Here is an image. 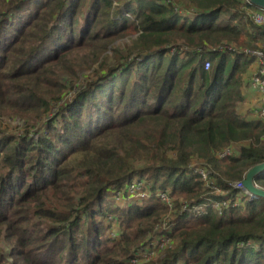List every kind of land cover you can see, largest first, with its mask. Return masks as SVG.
<instances>
[{"label": "trees", "instance_id": "trees-1", "mask_svg": "<svg viewBox=\"0 0 264 264\" xmlns=\"http://www.w3.org/2000/svg\"><path fill=\"white\" fill-rule=\"evenodd\" d=\"M242 7L0 0V264H134L146 247L142 264H264V198L233 186L264 162V122L236 110L241 51H264ZM137 181L148 196L116 205Z\"/></svg>", "mask_w": 264, "mask_h": 264}, {"label": "built area", "instance_id": "built-area-1", "mask_svg": "<svg viewBox=\"0 0 264 264\" xmlns=\"http://www.w3.org/2000/svg\"><path fill=\"white\" fill-rule=\"evenodd\" d=\"M242 2L245 5H248L249 7H242L241 9L244 10V15L251 20L254 24L258 25V26H264V8H256L254 6H252L248 0H242ZM228 51H232V52H239L238 50H236L235 48H231V47H226L225 48ZM212 51H218L219 49L217 48H213L211 49ZM243 54L245 55H249L250 57H252L253 59L256 60V62L258 63V70L257 72L252 76V82L253 85L255 86V88L257 89L258 92L261 93L263 99H262V105L260 107V109L257 111V116L260 120H262L264 122V51L263 50H244L241 51ZM210 67L209 62H207L205 64V68L208 69ZM231 154V150L229 148L223 150L221 153H219V157H224L227 155ZM196 166V170L202 175L203 179L206 181V186H210V183L208 181V174L210 173V171L200 168L197 165H193ZM134 183H132L130 185L131 190L130 191H135L134 187H133ZM254 185L260 187L257 183L254 182ZM233 186L237 189L242 190L246 195H248L250 198H254L252 194H250L245 187L243 186V180L239 181V182H235L233 184ZM261 188V187H260ZM137 194L141 193V197L143 198L145 196V192L141 191L139 188V185L137 187ZM218 192V191H217ZM162 199L163 200H168V198L165 195H162ZM215 207H217L218 209H221L220 206H218L219 204L217 202L214 203ZM224 205V204H222ZM183 209H189L190 211H197L199 213L202 212V208L200 206H194L192 208H188L187 205L184 206ZM163 240V239H161ZM157 243H155L154 245H156ZM164 247H169L170 244L168 241H164ZM149 247H146L145 249L147 250ZM143 251V252H146ZM138 253L141 254L142 253ZM148 252H150L151 254L153 253V249L149 248ZM146 258V257H145Z\"/></svg>", "mask_w": 264, "mask_h": 264}, {"label": "crops", "instance_id": "crops-1", "mask_svg": "<svg viewBox=\"0 0 264 264\" xmlns=\"http://www.w3.org/2000/svg\"><path fill=\"white\" fill-rule=\"evenodd\" d=\"M258 68V63L255 59L249 66L248 70L243 76V83L241 85V93L243 96L242 102L237 107V113L240 115H245L249 113L247 116V120L253 121L257 116V111L260 109L262 105V95L257 91L252 82V76L255 74Z\"/></svg>", "mask_w": 264, "mask_h": 264}, {"label": "rangeland", "instance_id": "rangeland-1", "mask_svg": "<svg viewBox=\"0 0 264 264\" xmlns=\"http://www.w3.org/2000/svg\"><path fill=\"white\" fill-rule=\"evenodd\" d=\"M263 48H264V46H263ZM244 50H247V48H245ZM244 50H242V51H244ZM250 50L253 51V49H250ZM255 50H259V49H255ZM257 70H258V68H257ZM138 185H139L140 190L145 192V196L143 198H140L141 197L140 196L141 193L137 194V190H138L137 187H138ZM133 187H134V190L135 191L134 192L133 191H130L131 188L129 186V193H128L127 196L115 195V198H114L115 204L116 205H119V206H124L125 207V206L128 205L129 202H132V201L137 200V199H144L145 197L148 196L146 190H144L143 182L137 181V182L134 183ZM183 201L184 200H180V202H183ZM184 206H185V202L181 203L180 210L183 209ZM153 258H154V255H152L150 252H148V249H147L146 252H143L142 253V255L141 254H138L137 257H136V259L133 260V261H134V264H142V263L147 262V261H149V260H151Z\"/></svg>", "mask_w": 264, "mask_h": 264}, {"label": "water", "instance_id": "water-1", "mask_svg": "<svg viewBox=\"0 0 264 264\" xmlns=\"http://www.w3.org/2000/svg\"><path fill=\"white\" fill-rule=\"evenodd\" d=\"M248 2L256 8H264V0H248ZM264 171V162L252 167L247 173L243 180V186L245 189L256 198H264V190L254 185L255 176Z\"/></svg>", "mask_w": 264, "mask_h": 264}]
</instances>
